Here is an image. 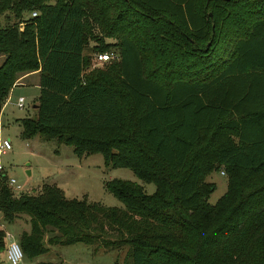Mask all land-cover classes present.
Instances as JSON below:
<instances>
[{"label": "trees", "instance_id": "1", "mask_svg": "<svg viewBox=\"0 0 264 264\" xmlns=\"http://www.w3.org/2000/svg\"><path fill=\"white\" fill-rule=\"evenodd\" d=\"M103 38L117 59L87 70ZM34 71L21 138L99 154L154 190L108 180L117 208L0 184L3 221L28 219L23 257L81 243L126 247L131 264H264V0H0V106ZM213 170L226 185L209 204Z\"/></svg>", "mask_w": 264, "mask_h": 264}, {"label": "rangeland", "instance_id": "2", "mask_svg": "<svg viewBox=\"0 0 264 264\" xmlns=\"http://www.w3.org/2000/svg\"><path fill=\"white\" fill-rule=\"evenodd\" d=\"M115 42L117 39L103 38L106 52L115 51L111 46ZM97 48L98 43L88 41L83 49V54L89 59L87 70L101 69L105 65L115 63L117 59L115 57L107 62L96 63L93 54L98 53ZM20 82L22 80L18 83ZM35 91L30 87L19 86L11 95L12 98L18 95L23 98L22 108L18 109L12 104L15 99L0 108V139H7L10 146L9 150L0 155V166L4 171V178L13 179V185L9 188L12 195L31 194L36 192L41 184L46 183L55 185L66 198L121 208V203L104 188V182L114 178L125 180L137 184L146 194L153 192V184L139 180L128 168L105 165L99 154L76 156L70 146L44 141L37 136L30 139L21 138L18 121L20 118H34L36 111L32 105L36 98ZM220 172L222 171L213 170L205 176V181L213 187L207 197L209 204H213L225 190L226 174ZM3 222L6 232L12 235L16 242L19 233L29 227L28 219L23 214L11 222ZM45 247L46 251L35 258L22 257L19 264H131L130 257L126 256V247L104 249L100 245L94 247L81 243L45 244ZM0 264H9L2 252Z\"/></svg>", "mask_w": 264, "mask_h": 264}, {"label": "built area", "instance_id": "3", "mask_svg": "<svg viewBox=\"0 0 264 264\" xmlns=\"http://www.w3.org/2000/svg\"><path fill=\"white\" fill-rule=\"evenodd\" d=\"M34 12L31 13V16H34ZM93 60L96 63H103L110 61L116 57L114 52H101V53H94ZM13 105L20 109L23 106V98L18 96L13 101ZM10 149L9 142L7 139H0V155L4 154L7 150ZM222 174V172H220ZM5 184L8 188L13 185V179H5L4 178V171L0 166V184ZM18 187V186H16ZM4 239H5V249H4V257L5 260L9 264H19L23 257L21 249L16 241L12 239V236L6 232H4Z\"/></svg>", "mask_w": 264, "mask_h": 264}, {"label": "crops", "instance_id": "4", "mask_svg": "<svg viewBox=\"0 0 264 264\" xmlns=\"http://www.w3.org/2000/svg\"><path fill=\"white\" fill-rule=\"evenodd\" d=\"M19 80H22V82H20V84H17V85H15L14 87H12L10 90H9V92H8V94H7V96H6V98L3 100V105L2 106H0V108H2V107H5V105H7L8 103H10L11 102V100L12 99H15V98H12V93L15 91V90H17L18 88H19V86H26V87H30L33 91L34 90H36L35 91V96L37 97V95H38V86H37V72L36 71H34V72H31V73H28V74H24L23 76H21L20 77V79ZM19 96V95H18ZM17 96V97H18ZM36 99V98H35ZM35 99H34V102H33V105H32V107L35 109ZM12 104H13V102H12ZM27 218V217H26ZM18 220H19V218H18ZM3 224H4V222H3V219L1 218V215H0V227L4 230V232H6V230H5V228H4V226H3ZM25 224V223H24ZM25 230H27V229H25ZM25 230H22V231H25ZM6 233H8V232H6ZM12 236V235H11ZM3 253V257H4V251L2 252ZM4 259H5V257H4Z\"/></svg>", "mask_w": 264, "mask_h": 264}]
</instances>
